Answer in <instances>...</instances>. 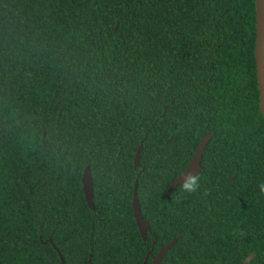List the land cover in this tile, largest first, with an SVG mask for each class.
<instances>
[{"label": "trees", "instance_id": "16d2710c", "mask_svg": "<svg viewBox=\"0 0 264 264\" xmlns=\"http://www.w3.org/2000/svg\"><path fill=\"white\" fill-rule=\"evenodd\" d=\"M254 2L0 0V264H264Z\"/></svg>", "mask_w": 264, "mask_h": 264}, {"label": "water", "instance_id": "95a60500", "mask_svg": "<svg viewBox=\"0 0 264 264\" xmlns=\"http://www.w3.org/2000/svg\"><path fill=\"white\" fill-rule=\"evenodd\" d=\"M254 5H255V27H256L255 28L254 60H255V67H256V81H257V87H258V108H259V112L264 122V0H255ZM210 137L211 135L209 134H206L203 136L202 140L200 141L198 147L196 148L190 160L188 167L169 185L166 195H165L167 200L169 199L172 191L176 187L181 186L184 179L188 175L196 176L199 174V171L201 169L200 161L202 158V154L204 152V149ZM142 144H143V141L139 144L136 150L135 156H134V166L136 167L139 166V160H140V155L142 151ZM139 175L140 174L137 175V178L133 185L132 211H133V217H134V221H135L138 233L141 239L145 241L147 233L150 231V226H149V223L143 219L141 212H140V207L138 204L137 179ZM81 182H82V191L84 194L86 204L91 210H94L92 178H91L90 169L88 166H86L83 171ZM48 241L51 242V239H49ZM176 241L177 239H174L171 242H169L167 245L161 247L150 264H160L165 254L176 243ZM154 244H155V238L152 242L151 247H153ZM151 252H152V248L145 255L142 264H146ZM57 254L59 255L61 264H65L62 256L60 255L58 251H57ZM254 257H255L254 254L249 255L242 262V264H248L254 259Z\"/></svg>", "mask_w": 264, "mask_h": 264}, {"label": "clouds", "instance_id": "9594fccd", "mask_svg": "<svg viewBox=\"0 0 264 264\" xmlns=\"http://www.w3.org/2000/svg\"><path fill=\"white\" fill-rule=\"evenodd\" d=\"M182 190L187 193H196L199 188H200V177L198 175L193 176V175H188L182 185ZM260 193L264 194V181H261L257 185Z\"/></svg>", "mask_w": 264, "mask_h": 264}, {"label": "flooded vegetation", "instance_id": "af4514ba", "mask_svg": "<svg viewBox=\"0 0 264 264\" xmlns=\"http://www.w3.org/2000/svg\"><path fill=\"white\" fill-rule=\"evenodd\" d=\"M205 135H206V134H205ZM209 135H211V134H209ZM203 136H204V135H203ZM211 136H212V135H211ZM202 138H203V137H202ZM210 138H211V137H210ZM201 140H202V139H201ZM201 140H200V141H201ZM209 140H210V139H209ZM208 142H209V141H208ZM199 143H200V142H199ZM198 145H199V144H198ZM197 147H198V146H197ZM204 150H205V149H204ZM202 155H203V154H202ZM201 159H202V158H201ZM200 162H201V161H200ZM189 163H190V162H189ZM188 165H189V164H188ZM187 167H188V166H187ZM187 167H186V168H187ZM200 167H201V165H200ZM183 171H184V170H183ZM183 171H182V172H183ZM200 171H201V169H200ZM200 171H199V173H200ZM198 175H199V174H198ZM233 180H234V178L232 177V178H230L229 181H233Z\"/></svg>", "mask_w": 264, "mask_h": 264}]
</instances>
